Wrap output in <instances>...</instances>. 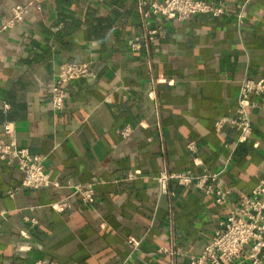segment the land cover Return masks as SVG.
<instances>
[{"label":"crops","instance_id":"obj_1","mask_svg":"<svg viewBox=\"0 0 264 264\" xmlns=\"http://www.w3.org/2000/svg\"><path fill=\"white\" fill-rule=\"evenodd\" d=\"M138 1L42 0L36 9L0 0V144L44 157L51 181L9 197L21 177L0 161V264L185 263L219 229L223 209L173 182L162 194L157 176L216 174L230 207L261 179L264 98L249 112V140L214 124L236 116L243 79L264 82V0H204L227 15L152 17L147 26ZM16 5L27 6L22 20L3 29ZM145 29L156 32L149 54L133 52ZM79 63L88 75L54 110L53 82ZM80 184L93 186L92 202L74 194Z\"/></svg>","mask_w":264,"mask_h":264},{"label":"built area","instance_id":"obj_2","mask_svg":"<svg viewBox=\"0 0 264 264\" xmlns=\"http://www.w3.org/2000/svg\"><path fill=\"white\" fill-rule=\"evenodd\" d=\"M29 6L39 8L42 0H28ZM138 12L144 26L152 17L174 18L176 20H190L198 15H208L213 18H221L227 15L222 5H212L204 0H163L146 4L138 1ZM27 6L16 5L11 10V19L2 25L9 28L13 23L22 20ZM241 17V16H239ZM156 32L146 30L136 36L130 44L133 52L145 50L148 54ZM88 63L69 64L64 67L58 79L51 86L50 103L54 110L60 111L67 97L66 87L73 81L87 76ZM264 98V82L245 78L239 85L238 104L236 116L232 119L220 118L215 121L216 130L225 125L232 126L239 133V141H247L251 138L252 127L250 122V110L257 108L258 99ZM13 130L10 124L4 126V133L8 136ZM126 128L121 135L127 136ZM187 151L194 153V143H188ZM44 157L33 156L27 149L18 148L14 141L0 144V161L6 166L14 167L20 174V188L7 191L9 197H13L19 189L36 190L51 185L50 178L45 172ZM159 190L162 194H169V185L173 182L179 187L194 188L211 196L215 204L222 207L223 219L211 236L209 242L195 255H189L185 263H178L174 259L169 264H264V173L257 186L249 195L243 196L235 207L228 205L229 191L219 186L216 174H193L189 171L169 173L162 171L156 178ZM74 194L79 200L88 204L92 202L95 191L90 184H80L74 187ZM65 209L67 204H59ZM159 252L170 257L176 255L171 248H160ZM35 264H44L38 261Z\"/></svg>","mask_w":264,"mask_h":264}]
</instances>
